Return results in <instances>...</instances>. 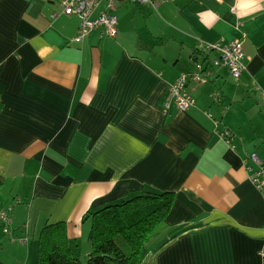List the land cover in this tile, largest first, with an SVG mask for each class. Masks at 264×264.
<instances>
[{"label":"crops","instance_id":"crops-1","mask_svg":"<svg viewBox=\"0 0 264 264\" xmlns=\"http://www.w3.org/2000/svg\"><path fill=\"white\" fill-rule=\"evenodd\" d=\"M114 14V38L96 29L76 42L79 20L58 0H0V210L12 218L0 264H35L56 222L87 256L89 213L144 192L173 204L140 264H262L264 194L245 166L255 152L264 169V0L128 1ZM235 38L237 81L197 48ZM197 62L210 75L188 85L194 106L165 108Z\"/></svg>","mask_w":264,"mask_h":264},{"label":"trees","instance_id":"trees-1","mask_svg":"<svg viewBox=\"0 0 264 264\" xmlns=\"http://www.w3.org/2000/svg\"><path fill=\"white\" fill-rule=\"evenodd\" d=\"M172 204V193L144 192L89 213L85 262L74 256L64 222L45 224L37 237L35 264H140L147 243L164 230Z\"/></svg>","mask_w":264,"mask_h":264},{"label":"built area","instance_id":"built-area-1","mask_svg":"<svg viewBox=\"0 0 264 264\" xmlns=\"http://www.w3.org/2000/svg\"><path fill=\"white\" fill-rule=\"evenodd\" d=\"M128 1L140 5H148L153 10H157L160 5L174 0H58V4L62 14L78 18L79 26L73 40L79 42L96 29H101L103 35L114 38L117 34V19L114 14L115 6L119 2ZM95 13L96 15L94 16ZM197 48L202 54L215 52L217 58L211 61V65L214 67H225L235 81L239 80L242 71L245 69V56L240 38H235L228 43H224L222 40L213 44L200 43ZM209 75L210 72L207 68L203 63L199 62L195 63L190 71L179 73L169 87V100L165 103V108L168 107L169 103H172L180 112L187 111L193 107L195 101L188 92L187 87L189 84L200 85L206 83ZM211 98L217 101L218 94H213ZM261 101L264 104V95L261 96ZM207 117L211 119L209 114ZM220 137L231 146V134L228 131L221 132ZM247 160L251 164V166H245L248 172V179L258 192L264 194L262 161L255 152L249 153ZM11 223L12 218L9 209H1L0 227L7 235L11 233ZM259 257L262 264H264V244L259 251Z\"/></svg>","mask_w":264,"mask_h":264},{"label":"rangeland","instance_id":"rangeland-1","mask_svg":"<svg viewBox=\"0 0 264 264\" xmlns=\"http://www.w3.org/2000/svg\"><path fill=\"white\" fill-rule=\"evenodd\" d=\"M2 231V228L0 227V232ZM5 238H7V236L5 235ZM8 240V239H7ZM16 240V239H15ZM11 241V240H10ZM147 245H148V243H147ZM89 248H90V246H89ZM80 251V253H81V249L78 247L77 248V250L75 251V252H79ZM79 253V254H80ZM80 255H82V254H80ZM23 259H24V255H22V256H20L19 257V255H14L13 257H12V263H10V264H23ZM81 262H85L86 261V259H87V256H84V257H81V258H78ZM32 261H33V258H32ZM30 262H31V258H30Z\"/></svg>","mask_w":264,"mask_h":264}]
</instances>
